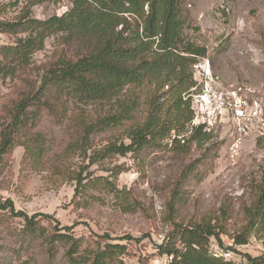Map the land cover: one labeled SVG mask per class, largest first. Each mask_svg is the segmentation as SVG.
<instances>
[{
  "label": "rangeland",
  "instance_id": "1",
  "mask_svg": "<svg viewBox=\"0 0 264 264\" xmlns=\"http://www.w3.org/2000/svg\"><path fill=\"white\" fill-rule=\"evenodd\" d=\"M187 3L192 28L185 35L204 47L206 56L192 66L195 85L183 96L190 99L193 119L178 139L188 138L197 126L193 120L200 106L198 97L208 91L216 92L220 99L214 100L218 104L212 127L204 130L210 134L209 140L200 146L181 142L171 147L169 139L164 143L166 149L150 151L147 157L140 158L142 161L132 154L106 160L92 156L109 142L127 144L124 128L129 123H126L123 128L94 136L92 149L85 155L77 153L64 159L61 155L71 140L72 123L66 119L55 124L44 114L37 131L47 136L46 156L40 166L33 168L23 160V147H14L4 157L0 202L9 200L15 211L28 216H52L54 221H40V225L48 231L55 226L69 228V235L81 240L82 249H95L98 243L124 245L126 252L120 257L123 264H168V257L159 255L158 247L167 239L172 223L186 226L198 222L203 215L218 216L226 206L231 211L224 226L227 234L220 235L219 241L212 237L209 252L222 255L233 264H246L247 257L264 258L259 235L251 234L246 245L237 247L229 239L243 225L241 207L249 205L252 186L264 173V0H187ZM70 7L69 0L59 3L0 0V9H4L2 19L6 21H13L25 9L31 17L45 20L61 16ZM15 39L0 35V45L13 43ZM58 48L57 39H47L27 69L0 83V131L8 123L4 109L27 89V84L39 83L44 65ZM232 91L245 104L244 117L239 121L234 117ZM77 111L72 106L68 118ZM136 118H140L139 112ZM188 166L191 172L183 183L185 203L170 214L166 208L169 192ZM114 172L117 177L109 180L119 192H129L130 199L136 201L135 212H124L112 194L89 186L91 180L109 178ZM77 175L84 187L75 198L76 182L70 178ZM23 229L22 219L0 210V264H66L64 250L59 249L54 259L48 261L42 245L27 241Z\"/></svg>",
  "mask_w": 264,
  "mask_h": 264
},
{
  "label": "trees",
  "instance_id": "2",
  "mask_svg": "<svg viewBox=\"0 0 264 264\" xmlns=\"http://www.w3.org/2000/svg\"><path fill=\"white\" fill-rule=\"evenodd\" d=\"M69 1L67 12L45 20L31 17L25 9L13 21H6L2 19L4 9H0V35L16 38L0 45V83L27 69L47 39L54 37L59 46L44 65L39 83L27 84L4 109L8 123L0 131V174L4 157L16 146L23 147V160L33 168L42 164L48 139L37 127L44 114L55 124L66 119L72 123L71 140L61 155L64 159L85 155L92 149L94 136L123 128L126 123L127 144L109 142L92 156L106 160L132 154L142 161L150 151L166 149L164 143L169 139L171 147L181 142L200 146L209 140L210 134L201 124L192 128L188 138L178 139L193 119L190 99L183 96L195 85L192 66L206 56V49L185 35L192 28L187 0ZM72 106L78 111L68 118ZM190 170L188 166L169 192L166 208L170 214L185 203L183 183ZM117 175L93 179L89 186L112 194L124 212H135L136 201L130 199L129 192H119L109 180ZM70 180L76 182V198L83 192V180L78 175ZM252 191L249 205L241 207L243 225L229 237L236 247L246 245L253 233L260 236L264 247V173ZM0 210L24 221V238L39 242L48 261L62 249L66 264H123L124 245L98 243L95 249H82L81 240L69 235V228L55 226L48 231L40 225V221H54L50 215L28 216L15 211L9 200L0 202ZM230 216V209L223 206L218 216L203 215L186 226L172 223L158 254L168 257V264H233L209 252L210 239L219 241L220 235L227 234L224 226ZM246 264H264V258L247 257Z\"/></svg>",
  "mask_w": 264,
  "mask_h": 264
},
{
  "label": "built area",
  "instance_id": "3",
  "mask_svg": "<svg viewBox=\"0 0 264 264\" xmlns=\"http://www.w3.org/2000/svg\"><path fill=\"white\" fill-rule=\"evenodd\" d=\"M230 94L233 99L234 117L237 121H239L244 117L245 104L244 101L239 97V95L235 91L230 92ZM218 98L219 94H217L216 92L208 93V91H206L204 95L202 94L198 97V104L200 106H198V112L196 113V117L193 120L195 126L201 124L204 126V130H208L212 127L213 115L214 112L216 113V111L214 110L218 104L215 102H219L220 100ZM198 114H201V118ZM214 256L218 257L217 255ZM221 256L222 255H220V257Z\"/></svg>",
  "mask_w": 264,
  "mask_h": 264
}]
</instances>
